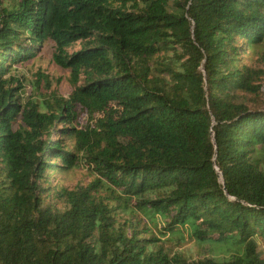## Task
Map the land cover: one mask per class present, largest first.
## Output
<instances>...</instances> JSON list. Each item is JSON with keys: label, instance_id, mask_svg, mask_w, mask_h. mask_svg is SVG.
I'll list each match as a JSON object with an SVG mask.
<instances>
[{"label": "trees", "instance_id": "obj_1", "mask_svg": "<svg viewBox=\"0 0 264 264\" xmlns=\"http://www.w3.org/2000/svg\"><path fill=\"white\" fill-rule=\"evenodd\" d=\"M0 264H264V0H0Z\"/></svg>", "mask_w": 264, "mask_h": 264}, {"label": "rangeland", "instance_id": "obj_2", "mask_svg": "<svg viewBox=\"0 0 264 264\" xmlns=\"http://www.w3.org/2000/svg\"><path fill=\"white\" fill-rule=\"evenodd\" d=\"M79 47L80 46L77 43L71 49H69L68 52L71 53L73 51H77ZM52 54L53 47L51 44H49L44 47V49L39 54H37L34 59L28 61L26 64L17 66L16 69L18 75L22 76L27 82L30 81L36 83L39 81L38 92L41 91V93L48 95L49 92L54 91L58 96L67 99L71 91L68 84V72L61 69L53 62ZM38 74L46 78L45 81L40 80L37 76ZM43 88H49V91L44 90ZM27 92H29L28 88H26V93ZM78 121L79 127H82L86 125L87 118L86 116H82ZM91 181L92 178L84 166L76 170L67 171L65 173L51 175L49 179L50 188H64L69 190L74 189L76 186L85 187ZM128 218V216H124L121 218V221H124ZM138 219L142 220L143 223H146L139 214ZM177 238L178 237L175 236L172 238V242H163L165 249H171L174 252H179L188 259H197L201 255H204L205 251L207 256L212 255L209 251L210 249L212 250L214 246H198L192 240L187 238L186 233H184L182 241L178 240L179 238Z\"/></svg>", "mask_w": 264, "mask_h": 264}]
</instances>
